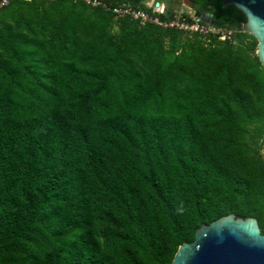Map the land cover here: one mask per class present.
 Masks as SVG:
<instances>
[{
  "label": "trees",
  "instance_id": "obj_1",
  "mask_svg": "<svg viewBox=\"0 0 264 264\" xmlns=\"http://www.w3.org/2000/svg\"><path fill=\"white\" fill-rule=\"evenodd\" d=\"M101 1L0 3V264H171L228 213L264 234V70L236 7L188 0L217 40Z\"/></svg>",
  "mask_w": 264,
  "mask_h": 264
},
{
  "label": "water",
  "instance_id": "obj_2",
  "mask_svg": "<svg viewBox=\"0 0 264 264\" xmlns=\"http://www.w3.org/2000/svg\"><path fill=\"white\" fill-rule=\"evenodd\" d=\"M223 3L236 7L242 31L256 38V55L264 70V0H223ZM195 15L216 24L209 12L195 10ZM262 148L264 159V140ZM171 264H264V234L255 217L228 213L201 224L192 241L178 246Z\"/></svg>",
  "mask_w": 264,
  "mask_h": 264
},
{
  "label": "built area",
  "instance_id": "obj_3",
  "mask_svg": "<svg viewBox=\"0 0 264 264\" xmlns=\"http://www.w3.org/2000/svg\"><path fill=\"white\" fill-rule=\"evenodd\" d=\"M91 5H101L103 7H108L105 2L101 0H82ZM7 0H1L0 3L4 4ZM151 7V13L142 8L132 6L128 3H122L118 5H112L110 7L111 11L120 16H130L131 18L137 19L139 24L145 23H155L163 27H173L186 32H197L202 35H212L217 38V40L231 39L233 35V30L221 25L212 24L206 22L200 18V16L195 15V10L191 8L190 10L185 9H173L166 8L165 5L155 4ZM109 8V7H108ZM166 12H171L172 17L170 19H161L158 14H163ZM183 13H187L189 18H184Z\"/></svg>",
  "mask_w": 264,
  "mask_h": 264
},
{
  "label": "rangeland",
  "instance_id": "obj_4",
  "mask_svg": "<svg viewBox=\"0 0 264 264\" xmlns=\"http://www.w3.org/2000/svg\"><path fill=\"white\" fill-rule=\"evenodd\" d=\"M142 2L147 6H154L157 2L164 4L167 3L169 6H165L166 8L173 9H185L190 10L192 5L188 0H142ZM263 149V148H262Z\"/></svg>",
  "mask_w": 264,
  "mask_h": 264
},
{
  "label": "crops",
  "instance_id": "obj_5",
  "mask_svg": "<svg viewBox=\"0 0 264 264\" xmlns=\"http://www.w3.org/2000/svg\"><path fill=\"white\" fill-rule=\"evenodd\" d=\"M157 3H158L159 5H161V3H159V2H157ZM163 5H165V6L167 5V6H169L167 3H164Z\"/></svg>",
  "mask_w": 264,
  "mask_h": 264
}]
</instances>
